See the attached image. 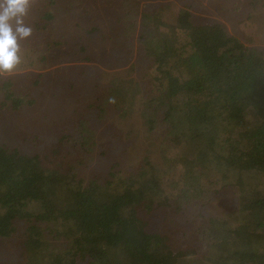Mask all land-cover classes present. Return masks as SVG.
<instances>
[{
  "label": "trees",
  "instance_id": "trees-1",
  "mask_svg": "<svg viewBox=\"0 0 264 264\" xmlns=\"http://www.w3.org/2000/svg\"><path fill=\"white\" fill-rule=\"evenodd\" d=\"M154 5V92L141 95L157 104L162 163L146 165L162 169L154 186L163 197L164 237L140 227L138 195L98 197L94 184L84 190L71 186L77 190L67 202L75 201L64 204L57 218L63 236H52L62 248L39 237L33 226L17 234L23 231L22 216L32 214L23 212L31 202L16 203L0 219L2 264L15 259L10 254L17 256L11 252L16 234L37 236L30 248H22L37 264H43L44 251L54 252L59 264H74L82 254L98 264H160V254L164 264H264V47L247 45L223 22L207 19L198 3L182 0L176 12L166 0ZM245 15L250 20L252 14ZM42 106L29 109L39 114ZM48 118L34 122L39 131H53ZM171 149L182 153L172 157ZM46 157L50 167L42 164V154L2 152V186L24 198L37 191L51 204L70 184L57 154ZM150 188L147 183L144 190ZM2 199L6 205L8 196ZM211 205L220 212H207ZM65 248L72 258L63 263Z\"/></svg>",
  "mask_w": 264,
  "mask_h": 264
},
{
  "label": "crops",
  "instance_id": "crops-1",
  "mask_svg": "<svg viewBox=\"0 0 264 264\" xmlns=\"http://www.w3.org/2000/svg\"><path fill=\"white\" fill-rule=\"evenodd\" d=\"M154 3L30 0L24 19L32 32L18 42L21 58L27 61L20 62L27 81L15 80L18 69L5 74V91L0 74V157L4 151L42 154V164L50 167L51 158L46 156L57 154V166L69 177L70 186L53 196L51 204H45L37 191L24 198L23 193L12 192V186H2L0 179V219L13 204L31 202L24 209L47 210L44 216L51 222L48 229V224L43 225L45 228L35 223L28 226H33L37 234L39 229L52 232L55 223L59 224L53 218L60 216L64 204L69 206L75 201L67 202L68 197H74L79 187L84 190L94 184L98 197L118 192L138 195L134 208L140 227L164 237L161 198L154 186L160 180L161 166L151 169L146 165L147 161L152 165L160 162L157 104L141 95L149 94L151 89L154 92ZM45 78L51 82L44 89V98H40ZM29 84L31 89L27 88ZM61 87L66 97L46 98ZM33 101L37 105L57 104L55 120L62 116L61 121L67 125L60 138L42 143L44 139L34 122L43 117L29 109L36 105ZM41 133L48 139L45 131ZM62 183L67 185L66 180ZM147 183H151L150 190H144ZM71 186L77 189H69ZM3 194L8 196L6 205ZM24 231L25 227L17 234ZM10 259L7 264H21L17 263L20 260ZM25 259L23 264L30 261L28 256ZM157 262L164 264L165 258L160 254Z\"/></svg>",
  "mask_w": 264,
  "mask_h": 264
},
{
  "label": "rangeland",
  "instance_id": "rangeland-1",
  "mask_svg": "<svg viewBox=\"0 0 264 264\" xmlns=\"http://www.w3.org/2000/svg\"><path fill=\"white\" fill-rule=\"evenodd\" d=\"M69 1H76V0H67L68 3H69ZM152 1H155L156 3H158V2L162 3L165 0H152ZM166 1H169L170 4H172V5H170V8H172L173 10L183 9V7L181 5L182 0L177 1V3H175L176 0H166ZM184 1H186L189 4L190 3L194 4V2L198 3V5L201 6L198 13L205 15L207 19L219 20V21L223 22L227 26V28L232 33H235L245 44H247V45H258V46L264 47V0H184ZM252 1H253V3H252ZM173 10H171V9L167 10L169 12L168 14H170L171 11H173ZM245 12H247V14H248V12H250V14H252L250 17V20H248V21H246L247 15H245ZM21 60L27 62L26 58L24 60L21 58ZM18 66H20V67H17L16 69H18L20 72L16 73L15 80H20L21 82H23L25 79L27 81V78H25V75L23 73V71H25L24 70L25 68H23L20 64ZM41 69H46V68H38V70H41ZM4 76H5V74H2V90L7 91L6 89L3 88V84H5L7 82L3 78ZM49 82H51V80L48 78H45L43 84L40 86L41 87L40 95H39L40 98H44L43 96H45L46 93L43 94V92H44V89H47ZM27 88L31 89V84H29V86ZM57 91L59 92L58 94H57ZM65 94L66 93L64 92V89L61 87L60 89H56L54 91L53 95H50L51 97L49 96L48 98H53L54 100H56V99H59L63 96L66 97ZM39 105H41V104H39ZM52 106H53V108H52ZM59 107L62 108L61 105ZM42 109H43L42 112H44V113L43 114L40 113V115L42 117H44V116L49 117L48 119H51V122L53 123L54 128H53V131H45L48 139L44 138L42 136L41 131H40V136L42 139H44L41 141H42V143L45 141L51 142L53 140L58 139V137L59 138L61 137L64 130L67 129V125H64V123L61 120H59L58 118L55 120L54 113L56 111H58L57 104L54 103V105H51V107L50 106H42ZM42 121L46 122V119H44ZM55 122H59V124L57 125ZM156 125L158 128L159 127V119H158V122H156ZM3 130H5V128H3ZM157 134H158V132H157ZM42 143L40 144L41 147L44 146ZM181 153H182V150H180V149H173V150L171 149L169 155H171L172 157H174V156L176 157L177 155H180ZM157 158L159 159L160 163H162L161 162V160H162L161 151L158 153ZM168 168H169V166H168ZM161 174H162V169H161ZM202 182L207 184L204 179ZM114 187L117 188V187H121V186L120 185H114ZM156 191H157V189H156ZM156 193H158L160 195V198H161L160 202L162 204L163 197H162L161 192L158 190ZM220 195L223 197H226L228 199V201H230V203H233V202H231L232 198L230 197V195L226 191H221ZM230 203H227V204L229 205ZM40 205H41V203H40ZM225 206L226 205L222 204L219 207H221V210H225ZM217 208L218 207H214L213 205H211V206H209L207 212H211L213 210L215 213L220 212V209H217ZM23 212H24V214L29 213L32 215H39V217H37V218H35L31 215L22 216V219L24 221V227L28 226L30 223H35V224H39L40 226H43V225L51 222L50 218H48L47 216H44L45 214H48L47 210L39 209L37 212H35V211H33V209H31L29 207V208L24 209ZM135 215H136V211H135ZM163 220H164V212H163ZM52 221H59V220L53 218ZM55 224L57 227L54 228V230L52 232L47 230V233H44L43 229H39V237H41V238L45 237V238H47V240H52V242L55 245L59 244L60 248H62L61 240H55V239H53L52 236H61L62 237L63 236V234H62L63 228H59L61 225L60 222H59V224H57V223H55ZM72 224L73 223H69L68 225H72ZM48 227H49V224H48L46 229H48ZM28 235H30V234H28ZM36 237L37 236L35 235L34 237H31L32 238L31 239V238L27 237V234L25 235V238L20 237L17 234L13 236L14 242L16 243V248L11 250V252L17 254V256L13 255V254H10V255L15 259L20 260L17 263L20 262L21 264H23V260H25V262H26V259H25L26 258V254H25L26 250H23L22 248H27V246H29V248H30L33 245L34 238H36ZM35 251L36 250H34V252ZM67 252H68V248H65L64 249V255H63L64 256L63 257V263L68 262L72 258L71 256L70 257L67 256ZM44 253H45V256L43 254V257L40 253V258H45L43 260V264H59L58 262L55 261L56 255L54 252L44 251ZM0 254H2L1 250H0ZM30 255L31 254H28V257ZM34 255L36 256V255H38V253H34ZM74 258L76 259L74 261V264H98V262L91 261L90 258H92V257L88 256L87 254L78 255V256H75ZM31 259L32 258L29 257L30 261L26 264L38 263V261L36 259H33V260H31ZM10 261H11V259H10ZM0 262L2 264V256H0ZM9 264H11V262H9Z\"/></svg>",
  "mask_w": 264,
  "mask_h": 264
},
{
  "label": "clouds",
  "instance_id": "clouds-1",
  "mask_svg": "<svg viewBox=\"0 0 264 264\" xmlns=\"http://www.w3.org/2000/svg\"><path fill=\"white\" fill-rule=\"evenodd\" d=\"M30 0H0V74L14 72L21 62L19 41L29 37L25 23Z\"/></svg>",
  "mask_w": 264,
  "mask_h": 264
}]
</instances>
